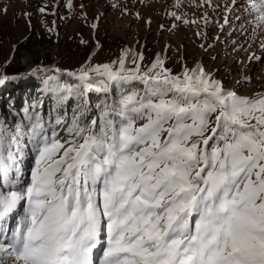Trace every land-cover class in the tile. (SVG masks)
<instances>
[{
	"label": "snow or ice",
	"instance_id": "1",
	"mask_svg": "<svg viewBox=\"0 0 264 264\" xmlns=\"http://www.w3.org/2000/svg\"><path fill=\"white\" fill-rule=\"evenodd\" d=\"M241 3L255 24L243 33L248 48L233 42L232 51L247 53L264 35V0H230L227 11ZM204 4L212 0L195 6ZM169 15L209 23L207 12L191 21ZM226 25L228 16L221 31ZM196 35L208 39L206 32ZM200 47L207 54L215 45ZM129 56L125 50L112 63L86 62L68 72L76 84L55 76L43 81L58 107L73 96L82 100L63 142L42 114L43 100L23 107L11 123L0 117V264H94L98 245L100 264H264V89L242 95L199 62L175 74L159 53L146 68L143 53L127 67ZM254 60L264 63L255 52L236 63ZM17 78L0 74V85ZM133 81L142 82V92L116 96ZM93 91L103 97L95 116ZM54 122L64 123L60 116ZM29 152L36 153L29 182L14 190ZM18 208L23 214L12 226Z\"/></svg>",
	"mask_w": 264,
	"mask_h": 264
},
{
	"label": "rangeland",
	"instance_id": "2",
	"mask_svg": "<svg viewBox=\"0 0 264 264\" xmlns=\"http://www.w3.org/2000/svg\"><path fill=\"white\" fill-rule=\"evenodd\" d=\"M49 2L50 11L51 8L57 10L51 14L48 9V14L41 13L39 8L45 7ZM67 2L68 0H0V8H7L6 14H0V74L18 77L6 81L3 85L10 82L18 86L27 81L33 73L32 69H43L41 67L65 73L78 70L86 62L112 63L118 61L123 52L128 50L130 56L126 61L127 67H132V58L143 53L145 59L141 62L142 69L146 68L159 53L161 59L165 60V66L172 69L175 74H181L185 66L192 68L199 62L204 65L206 71L214 72L216 79L222 80L228 88L235 89L242 95H252L264 89V63L254 60L249 62L247 67L243 63H236L238 59L246 61L251 52L264 57V52L259 50L264 35L252 44L247 53L244 51L251 42L250 36L243 34L244 30L247 29L248 33H251L255 24V20L245 18L248 5L243 6L241 3L238 8H234L229 15L231 27L226 25L221 31L219 25L223 24L224 17L227 16L230 0H212L211 6L204 4L199 8L195 4L200 0L195 2L183 0V6L179 9L173 6L175 0H72L71 8L67 7ZM81 4L85 6L83 9L80 8ZM217 4L220 5L219 8L215 7ZM173 11L188 21L198 19L207 12L209 23L207 26L203 21H200L199 25L184 24L169 15ZM25 12L31 15L25 16ZM84 13L87 15L85 16ZM136 13L140 14L139 19ZM149 20L150 24L147 23ZM93 24H97V27L93 28ZM173 24L178 27L173 29ZM161 25L164 27L161 28ZM49 31L54 37L57 35L62 41L72 44L71 48L75 49L45 46L51 59L50 64L34 65L28 49L23 48L28 45L21 44L38 35L48 39ZM197 31L206 32L208 39L198 37ZM217 35L219 41L216 40ZM233 42L237 46L243 45L244 48L239 52H233ZM146 43L148 51L145 52L142 48ZM202 43L214 44L215 47L205 54L200 47ZM31 50L34 53L36 51ZM213 55H219V59L213 61L211 59ZM9 61L24 64L25 70L20 74L26 72L28 74H7L4 66L10 63ZM249 76L250 81L246 79ZM139 84L142 86L140 90L136 89ZM3 85H0V92L3 90ZM39 89H45L47 92L43 83L38 87ZM125 91L142 92L143 84L139 81L126 82L122 88L116 89L115 94L118 97ZM91 97L95 98V105L103 99L100 93L94 91L89 94L90 101ZM91 105L90 114L97 115L95 105L92 102ZM63 126L64 124L59 126L57 132L61 142L70 138ZM35 161L36 153L29 152L21 164V181L14 190L29 182ZM19 213L23 214L21 208L13 214L10 221L12 226L16 224L14 216Z\"/></svg>",
	"mask_w": 264,
	"mask_h": 264
},
{
	"label": "trees",
	"instance_id": "3",
	"mask_svg": "<svg viewBox=\"0 0 264 264\" xmlns=\"http://www.w3.org/2000/svg\"><path fill=\"white\" fill-rule=\"evenodd\" d=\"M49 11V14L56 11L57 9H52L50 11V2L45 5ZM65 12V9H63ZM48 14V12L46 11ZM48 39L42 37V35L35 36L32 39H29L22 43L21 45L27 44L23 48L28 49L27 51L31 55V61L34 65H48L51 62L49 58V52H46L45 46H60L61 48H70L74 50L72 44L66 41H62L57 37H54V34L50 32ZM52 33V34H51ZM44 47V49H42ZM100 48V47H99ZM35 49V53L31 50ZM145 52L148 51V44H143L142 48ZM25 70V65L21 62L17 63H8L4 66V71L7 74H20ZM48 76H55L59 79L60 83H70L76 84L78 81L76 78H73L63 72H55L52 69H39L37 72L32 73L27 81L24 83L14 86L13 83L7 82V85H3V90L0 92V117L6 118L10 123L14 120H18L22 116L20 111L23 107L27 106L30 103L43 100L41 106L42 114L46 119L49 117L52 119V127L56 129V132L59 131V128L55 125L56 117L60 116L63 118L64 126L62 127L64 131H67V126L71 123V116L73 111L76 109L78 103H81V100L76 96L69 98L68 102L63 105V107H58L55 105L54 100L51 94L45 92V89H39L38 87L43 83ZM142 86L139 84L136 89H141ZM91 102L95 105V98L91 97ZM96 111H98L96 109ZM95 116V115H94Z\"/></svg>",
	"mask_w": 264,
	"mask_h": 264
},
{
	"label": "water",
	"instance_id": "4",
	"mask_svg": "<svg viewBox=\"0 0 264 264\" xmlns=\"http://www.w3.org/2000/svg\"><path fill=\"white\" fill-rule=\"evenodd\" d=\"M36 68V67H35ZM42 68H47V67H42ZM26 74H28L27 72L26 73H22V74H20V75H26Z\"/></svg>",
	"mask_w": 264,
	"mask_h": 264
},
{
	"label": "bare ground",
	"instance_id": "5",
	"mask_svg": "<svg viewBox=\"0 0 264 264\" xmlns=\"http://www.w3.org/2000/svg\"><path fill=\"white\" fill-rule=\"evenodd\" d=\"M93 258V257H92Z\"/></svg>",
	"mask_w": 264,
	"mask_h": 264
}]
</instances>
